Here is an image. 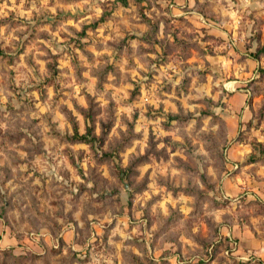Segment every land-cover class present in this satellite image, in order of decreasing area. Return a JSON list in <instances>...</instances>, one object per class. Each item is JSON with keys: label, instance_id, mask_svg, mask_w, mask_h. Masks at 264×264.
<instances>
[{"label": "rangeland", "instance_id": "obj_1", "mask_svg": "<svg viewBox=\"0 0 264 264\" xmlns=\"http://www.w3.org/2000/svg\"><path fill=\"white\" fill-rule=\"evenodd\" d=\"M0 264H264V0H0Z\"/></svg>", "mask_w": 264, "mask_h": 264}, {"label": "trees", "instance_id": "obj_2", "mask_svg": "<svg viewBox=\"0 0 264 264\" xmlns=\"http://www.w3.org/2000/svg\"><path fill=\"white\" fill-rule=\"evenodd\" d=\"M80 137H81V138H84V139L86 138V136H83V135H81Z\"/></svg>", "mask_w": 264, "mask_h": 264}, {"label": "crops", "instance_id": "obj_3", "mask_svg": "<svg viewBox=\"0 0 264 264\" xmlns=\"http://www.w3.org/2000/svg\"><path fill=\"white\" fill-rule=\"evenodd\" d=\"M184 2H185V0H184ZM185 4H183L182 6H184Z\"/></svg>", "mask_w": 264, "mask_h": 264}]
</instances>
